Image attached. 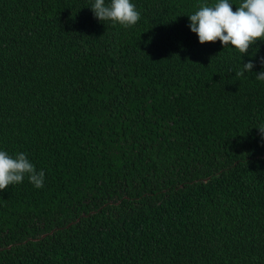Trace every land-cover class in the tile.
Wrapping results in <instances>:
<instances>
[{"label":"trees","instance_id":"trees-1","mask_svg":"<svg viewBox=\"0 0 264 264\" xmlns=\"http://www.w3.org/2000/svg\"><path fill=\"white\" fill-rule=\"evenodd\" d=\"M202 2L0 0V147L46 177L0 190V264H264V42L199 43Z\"/></svg>","mask_w":264,"mask_h":264},{"label":"clouds","instance_id":"clouds-1","mask_svg":"<svg viewBox=\"0 0 264 264\" xmlns=\"http://www.w3.org/2000/svg\"><path fill=\"white\" fill-rule=\"evenodd\" d=\"M235 4V10L232 5ZM99 21H110L128 28L134 26L140 11L133 0H91L88 6ZM188 17V28L195 33L198 42H220L222 48H230L242 58L249 48L259 40L264 42V0H204ZM251 55V53H249ZM264 65V58H261ZM251 59L242 63L236 76L253 72ZM255 79L264 81V69L253 72ZM264 140V123L255 127ZM27 178L34 188L44 187L45 172L37 170L35 164L23 151L9 153L0 147V190L22 183Z\"/></svg>","mask_w":264,"mask_h":264}]
</instances>
